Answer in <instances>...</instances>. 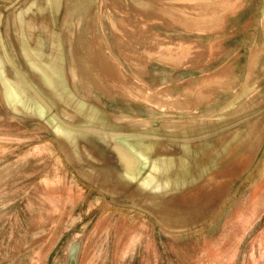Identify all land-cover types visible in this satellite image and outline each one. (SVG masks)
<instances>
[{
    "label": "water",
    "instance_id": "95a60500",
    "mask_svg": "<svg viewBox=\"0 0 264 264\" xmlns=\"http://www.w3.org/2000/svg\"><path fill=\"white\" fill-rule=\"evenodd\" d=\"M229 7L228 0H3L0 101L12 117L44 127L104 204L149 217L164 235L200 232L235 185L227 175L240 182L264 148V0L240 10L259 12L253 26L261 35L250 70L220 102L218 83L203 78L173 93L145 72L149 60L176 56L183 66L196 51L171 46L156 24L209 29V14L219 21ZM78 236L66 264H79Z\"/></svg>",
    "mask_w": 264,
    "mask_h": 264
},
{
    "label": "rangeland",
    "instance_id": "374dc122",
    "mask_svg": "<svg viewBox=\"0 0 264 264\" xmlns=\"http://www.w3.org/2000/svg\"><path fill=\"white\" fill-rule=\"evenodd\" d=\"M228 1L219 21L209 14V29L185 31L181 20L156 24L164 40L175 41L171 46L196 51L183 66L176 56L156 55L147 62V81L177 93L205 78L218 83L219 102L232 92L250 70L251 45L261 32L253 26L259 12L241 13L247 0ZM259 156L240 182L232 181L236 173L227 175L235 185L202 231L164 235L149 217L104 204L77 179L44 127L12 117L0 101V264H66L76 235L79 264H264V148Z\"/></svg>",
    "mask_w": 264,
    "mask_h": 264
}]
</instances>
